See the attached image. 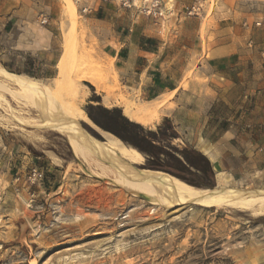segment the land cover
<instances>
[{"label": "rangeland", "instance_id": "rangeland-1", "mask_svg": "<svg viewBox=\"0 0 264 264\" xmlns=\"http://www.w3.org/2000/svg\"><path fill=\"white\" fill-rule=\"evenodd\" d=\"M58 1L54 58L40 76L32 78L50 87L61 79L57 64L65 47L75 56V79L96 71L91 61L102 63V70L95 72L99 89L78 80L75 120L83 134L112 148L80 117L83 114L119 138L93 120L106 123L100 107H118L113 103L126 100L113 60L101 53V41L84 20V0ZM193 3L205 15L203 27L213 23L228 27V35L235 39H243V30L255 26V21H262L258 27L264 29V0ZM46 25L39 20L36 27L43 30ZM16 36L17 31L0 29V52ZM4 59L0 53V66ZM14 91L13 85L0 80V264H264V207L154 205L145 194L116 183L107 154L76 153L68 136L36 124L46 115ZM160 103H126L125 107L132 106L137 123L154 130L157 119L154 126L142 123L139 110L158 108ZM119 140L128 151H116L118 158L131 168L149 170L141 152L142 158L130 166L125 157L131 155L132 146ZM171 144L182 148L187 143L173 139ZM31 168L42 172L41 178L29 179ZM226 187L248 186L228 183ZM248 189H264V182Z\"/></svg>", "mask_w": 264, "mask_h": 264}, {"label": "crops", "instance_id": "crops-1", "mask_svg": "<svg viewBox=\"0 0 264 264\" xmlns=\"http://www.w3.org/2000/svg\"><path fill=\"white\" fill-rule=\"evenodd\" d=\"M59 5L0 0V29L17 31L0 52L5 70L41 75L54 58ZM148 5L147 0H134L129 8L121 0L82 2L84 20L101 41V53L113 60L126 97L113 105L124 112L126 103L161 102L155 124L169 118L176 139L207 157L216 184L222 173L229 179L225 185L263 183L256 175L264 169V151L257 150L264 145V29L250 25L243 39H235L228 27H203L204 14L187 15L192 0H160L162 16L146 14ZM42 16L47 25L39 30ZM130 110L125 116L138 122Z\"/></svg>", "mask_w": 264, "mask_h": 264}, {"label": "bare ground", "instance_id": "bare-ground-1", "mask_svg": "<svg viewBox=\"0 0 264 264\" xmlns=\"http://www.w3.org/2000/svg\"><path fill=\"white\" fill-rule=\"evenodd\" d=\"M74 59V53L65 47L57 64L58 72L62 78L56 80L52 87L41 84L30 76L9 72L2 66H0V80L13 85L15 87L13 93H19L25 104L28 103L30 106L43 111L46 115L45 118H40L36 124L50 127L68 136L76 153H81L84 156L99 152L107 154L111 158L109 171L116 175V183L129 191L145 194L149 197L150 203L154 205L169 206L175 203H194L204 207H252L257 204V206L264 207V189L226 187L225 182L229 179H226L223 173L218 174L216 187L198 190L166 180L161 174L127 166L118 158L116 153L117 151L126 154L128 150L125 144L119 138L93 125L86 116L81 114L82 117L80 118L93 127L111 144L112 148L89 137V135L83 134L75 120V112H77L75 99L79 92L78 80H86L99 89L101 86L95 72L101 68L102 63L91 61L93 63L92 69L96 71L82 73L80 77L77 76L81 79H75L73 72L77 71L74 70ZM130 111L128 107H125L123 114L130 115ZM157 113V107H141L139 114L143 119L139 120L148 124L159 118Z\"/></svg>", "mask_w": 264, "mask_h": 264}, {"label": "trees", "instance_id": "trees-1", "mask_svg": "<svg viewBox=\"0 0 264 264\" xmlns=\"http://www.w3.org/2000/svg\"><path fill=\"white\" fill-rule=\"evenodd\" d=\"M100 109L107 117L106 123L93 120L132 146L131 155L125 157L130 166L142 158V153L145 156L144 167L160 171L140 169L141 171L161 174L178 185L192 189L213 188L216 185L215 173L204 154L189 144L182 148L171 144L173 139L178 138V134L169 118H163L162 122L151 130L129 120L118 107Z\"/></svg>", "mask_w": 264, "mask_h": 264}, {"label": "built area", "instance_id": "built-area-1", "mask_svg": "<svg viewBox=\"0 0 264 264\" xmlns=\"http://www.w3.org/2000/svg\"><path fill=\"white\" fill-rule=\"evenodd\" d=\"M147 2L149 3V5L144 8V12L148 15H153V16H162V11L159 10V6H160V0H147ZM121 4L123 7L129 8L130 6H132L134 4V0H121ZM83 11H87L86 8L83 9ZM199 11V6L198 5H192L188 10H187V15H196ZM264 20V18H263ZM40 23L41 24H46L47 23V18L42 16L40 18ZM262 21H255L254 24L255 26H259L261 25ZM251 43V41H249ZM258 151L263 152L264 151V145L259 146L257 148ZM30 177L29 179H33L35 180L36 178H41L42 176V172H40L39 170H37L36 168H31L30 170ZM262 176L264 178V169L261 170L259 172L258 175H256V177ZM264 182V179H263Z\"/></svg>", "mask_w": 264, "mask_h": 264}, {"label": "water", "instance_id": "water-1", "mask_svg": "<svg viewBox=\"0 0 264 264\" xmlns=\"http://www.w3.org/2000/svg\"><path fill=\"white\" fill-rule=\"evenodd\" d=\"M150 170V169H149ZM154 171H160V170H154ZM162 172H164V171H162ZM167 173V172H166Z\"/></svg>", "mask_w": 264, "mask_h": 264}]
</instances>
